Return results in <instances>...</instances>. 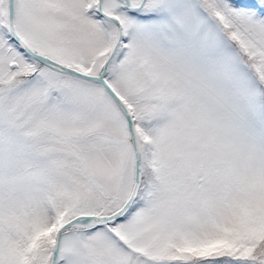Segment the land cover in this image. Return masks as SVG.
I'll return each mask as SVG.
<instances>
[{"label": "snow or ice", "instance_id": "6c2138e0", "mask_svg": "<svg viewBox=\"0 0 264 264\" xmlns=\"http://www.w3.org/2000/svg\"><path fill=\"white\" fill-rule=\"evenodd\" d=\"M0 264H264V0H0Z\"/></svg>", "mask_w": 264, "mask_h": 264}]
</instances>
